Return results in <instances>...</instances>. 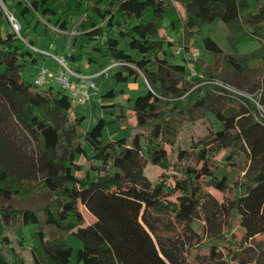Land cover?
<instances>
[{
  "label": "trees",
  "instance_id": "16d2710c",
  "mask_svg": "<svg viewBox=\"0 0 264 264\" xmlns=\"http://www.w3.org/2000/svg\"><path fill=\"white\" fill-rule=\"evenodd\" d=\"M8 12L23 26L20 34L4 27ZM38 15L77 31L76 63L109 59L146 76L149 88L134 98L136 123L124 126L126 136L105 137V118L86 130L68 93L28 80L26 68L37 62L29 30L39 35ZM216 20L229 26L233 45L261 41L227 61L237 69L254 59L264 66L262 0H0V264L257 261L258 246L264 249V78L255 102L232 95L214 75L188 79L186 62L170 60L172 34L189 53L203 24ZM203 42L223 54L212 37ZM244 155L250 166L242 174ZM148 162L161 168L155 182ZM36 196L39 203L23 204ZM80 204L94 222L86 225ZM31 223L39 225L33 245L16 233ZM46 225L54 230L47 237ZM70 235L82 242L76 260Z\"/></svg>",
  "mask_w": 264,
  "mask_h": 264
},
{
  "label": "rangeland",
  "instance_id": "374dc122",
  "mask_svg": "<svg viewBox=\"0 0 264 264\" xmlns=\"http://www.w3.org/2000/svg\"><path fill=\"white\" fill-rule=\"evenodd\" d=\"M262 2H264V0H262ZM37 19L38 18L36 15L30 17L32 24L37 22ZM40 19L41 23L39 25V35L29 30V35L36 41L35 46L37 48L47 50L53 54L65 55L68 59H70L69 65L71 67L77 70L81 69V71L87 75H95L93 74L94 72L100 71L104 66L113 63V60H108L107 62L100 60V63L90 65L91 67L86 68L84 61L87 63L88 61L84 59L79 62V68V65L72 58V54L79 53L81 51L79 42L76 41L74 44V41H69L68 32L57 31L56 29H53V24H49L53 22L42 19L41 17ZM78 21L79 19H76L73 23L76 25L75 27L77 29ZM22 24L25 26V23L22 22ZM4 27L11 28L13 30L11 21L10 25L6 24ZM161 32L165 33L164 30ZM229 35V26L221 20L204 23L201 32L196 33V42L192 45V50L189 53H186L181 42L178 40V35L172 34L170 39L174 42L173 50L175 51V55L172 56L170 60L172 63L186 62L188 71L191 69L192 65H194V68H197V61H199L202 64V71H198L202 72L203 76L201 75V77L204 78L206 75H214L217 77L215 83L230 90L232 95L236 97L245 96L250 100L257 102L258 99L256 96L259 95L258 93L261 86L260 83L264 78V66L261 60L254 59L250 65L245 66V68L237 69L235 65L227 61V58L228 55L237 56L251 53L261 46V41L244 40L240 41L236 45H233L230 42ZM206 36L212 37L221 46L223 49V54L217 55L204 47L203 40ZM194 50L199 51L197 56L193 55ZM34 52L35 56L37 57V62L27 66L26 76L28 80L33 81L35 76L42 72L43 67L50 68L52 72L60 71V67L52 55L47 56L41 52ZM85 52L86 55L90 53L88 49L85 50ZM4 70L5 66L0 63V71ZM191 78L193 77L188 75V79ZM95 81L98 84L97 94H95L92 99L86 102L73 101L72 112L77 113L80 116H86L84 122V128L86 130L93 128L101 118H105L107 120V125L104 129L105 137L118 139L126 136L129 133V128L125 127L132 126L136 123V115L132 108V102L128 100L127 95L136 97L139 94L146 93L149 88L146 76L134 65H121L114 67L108 76H96ZM136 83L141 85L140 91H138L140 93L130 90V84ZM54 85L58 88H61V85L57 82H55ZM196 87L197 85L195 87L193 86L192 90H194ZM110 90H114L115 95L113 97L105 96ZM114 103H116V105H114ZM258 105L260 113L264 117V105ZM122 107L123 110L121 111ZM121 112L126 113V116L122 117ZM211 117L214 118L212 115ZM123 119H125V121H123ZM214 121L218 129L222 127L220 122L215 118ZM86 147L89 148L87 144ZM168 149L171 150L169 147ZM242 160L244 161L245 168L240 167V169H242V174H244L250 166V160L246 155L242 156ZM79 161H84V157H79ZM146 173L150 179L155 182L160 176L161 168L151 162H148L146 166ZM209 190L213 195L222 200V194L219 190H216L213 187H210ZM31 202L39 203L40 200L36 196L32 199V201L23 202V204H30ZM80 209L86 218V225L96 220L95 216L92 215L83 204H80ZM197 225L201 226L202 223L198 222ZM38 228V224L31 223L18 227L16 233L18 236H23L27 240L28 244L33 245L36 242L33 240L32 236ZM45 229L46 237L51 235L54 231L51 226L47 225L45 226ZM233 229L237 233L238 237H240L242 234V229L237 221L234 222ZM69 239L75 246L73 260H76L77 252L82 246V242L75 235H70ZM258 240L264 244V236L259 235ZM258 249V258L253 264H264V249L260 246H258ZM232 264L237 263L233 262Z\"/></svg>",
  "mask_w": 264,
  "mask_h": 264
},
{
  "label": "built area",
  "instance_id": "2783aa9c",
  "mask_svg": "<svg viewBox=\"0 0 264 264\" xmlns=\"http://www.w3.org/2000/svg\"><path fill=\"white\" fill-rule=\"evenodd\" d=\"M8 17L12 23L13 29L20 34L22 25L17 18L8 12ZM53 29L59 30L57 27L52 26ZM68 32L69 41L77 33L75 29H71ZM29 46L37 52H41L47 56L52 55L57 61L58 65L63 69V72L60 74H55L48 67H43L42 72L35 76L34 82L40 86H46L52 83V80L61 85L66 93H68L73 101L86 102L94 97L97 94L98 84L95 81L96 76L100 75H109L110 72L116 66L128 65L122 62L114 61L113 63L104 66L98 73L95 75H87L79 70H75L69 65V59L65 55L53 54L47 50H42L29 44ZM199 54L198 50L193 51V55L197 56ZM189 65V64H188ZM189 75L191 77H201L202 73L198 72L197 68H194V65L191 66L189 70Z\"/></svg>",
  "mask_w": 264,
  "mask_h": 264
},
{
  "label": "crops",
  "instance_id": "0c3cea01",
  "mask_svg": "<svg viewBox=\"0 0 264 264\" xmlns=\"http://www.w3.org/2000/svg\"><path fill=\"white\" fill-rule=\"evenodd\" d=\"M109 60V59H108ZM103 61H107V60H103ZM80 62V61H79ZM79 62L77 63L78 65H79ZM114 62V61H113ZM84 63H85V65H86V68H89V67H91L90 66V64H88L86 61H84ZM104 66V65H103ZM60 67V66H59ZM79 68H80V65L78 66ZM75 70H77V69H75ZM79 71H81V70H79ZM61 72H63V69L60 67V71H58V72H55V71H53V73H55V74H60ZM82 72V71H81ZM99 71H96V72H94L93 74H96V73H98ZM90 74H92V73H90ZM51 84H55V81H53L52 80V83ZM140 88H141V85L140 84H130V90H133V91H136V92H138V91H140ZM138 93H140V92H138ZM114 94H115V91H114ZM128 96V100L130 101V102H132V108H133V105H134V98L135 97H131L130 95H127ZM137 97V96H136ZM108 104H111V103H108ZM115 105H116V103H114ZM125 109V108H124ZM123 110V107H122V109H121V111ZM121 113H123V112H121ZM135 113V112H134ZM123 114H125L126 115V113H123Z\"/></svg>",
  "mask_w": 264,
  "mask_h": 264
},
{
  "label": "bare ground",
  "instance_id": "6f19581e",
  "mask_svg": "<svg viewBox=\"0 0 264 264\" xmlns=\"http://www.w3.org/2000/svg\"><path fill=\"white\" fill-rule=\"evenodd\" d=\"M7 10V9H6Z\"/></svg>",
  "mask_w": 264,
  "mask_h": 264
}]
</instances>
